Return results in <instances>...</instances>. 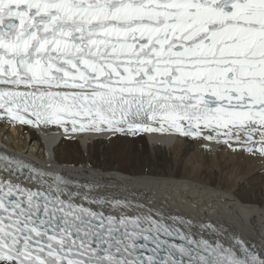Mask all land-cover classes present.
I'll use <instances>...</instances> for the list:
<instances>
[{
  "label": "snow or ice",
  "instance_id": "obj_1",
  "mask_svg": "<svg viewBox=\"0 0 264 264\" xmlns=\"http://www.w3.org/2000/svg\"><path fill=\"white\" fill-rule=\"evenodd\" d=\"M29 130L110 147L49 157ZM148 139L264 161V0H0V264H264Z\"/></svg>",
  "mask_w": 264,
  "mask_h": 264
},
{
  "label": "bare ground",
  "instance_id": "obj_2",
  "mask_svg": "<svg viewBox=\"0 0 264 264\" xmlns=\"http://www.w3.org/2000/svg\"><path fill=\"white\" fill-rule=\"evenodd\" d=\"M9 131L15 135L13 130ZM23 138L25 141H30V150L35 149L37 145H42L43 151L49 157H55L57 155L63 157L65 154L74 153L79 149V146L83 148L79 149L80 151H84L86 145H88L92 146L98 152L103 151L105 147H110L104 143L107 142L106 137L93 136L90 139L76 141L71 137H62L55 131L45 134L37 130H29L24 133ZM156 143H160L163 150L167 153L171 151V145H174L179 151L186 153L188 150L195 148L194 146H198V144L191 141H178L175 144H170L167 141L154 142L148 139L144 142L137 141L135 145L137 151L146 153L154 162H163L162 164L164 166L167 164V169L163 165H160V167L154 168L152 172L154 178L161 181L162 186H171L169 191L174 198L180 200L187 197L201 204H211L212 208L219 212L225 219L233 222L237 229L249 234H264V182H262V178H264V161L249 159L246 156H233L226 150L221 149L210 154L217 162L216 167L219 168V171H216L215 167L214 172L207 174L205 181H203L205 178L200 180L205 182L202 183L192 177L186 179L178 173H173V171L180 172L182 166L177 167L167 157L161 161L158 156V148L152 146V144ZM17 151L19 152V149ZM225 159L229 160L227 161ZM221 160L222 162H220ZM242 160L249 161L248 166L252 168V172L248 173V176H245L244 179L236 180L233 177L235 175H231L234 171L238 170L235 169L237 162L240 161L241 163ZM113 164L119 165L115 162ZM204 169L206 168L204 167ZM207 169L213 168L208 166ZM243 170H246V168ZM190 171L191 174H185L198 178L199 173L204 170L191 166ZM231 172L233 173L230 175Z\"/></svg>",
  "mask_w": 264,
  "mask_h": 264
},
{
  "label": "rangeland",
  "instance_id": "obj_3",
  "mask_svg": "<svg viewBox=\"0 0 264 264\" xmlns=\"http://www.w3.org/2000/svg\"><path fill=\"white\" fill-rule=\"evenodd\" d=\"M105 144H107V142H104ZM108 145V144H107ZM152 146H154V147H156V148H158V152H159V158H160V160L161 161H163L164 159H165V157H167L168 159H171L172 161H173V163L178 167H180V166H182V168H181V170H180V172L179 171H177V172H174L173 171V173H178V174H180L183 178H186V179H189V177H192V178H194V179H196L197 181H199V182H202V181H200V180H202L203 178H205V179H203V181H205L206 179H207V174H210V172H214V169H215V167L217 166V162L215 161V159L210 155V154H208V155H205L202 151H201V149H200V147H199V145L198 146H194L195 148H193V149H191V150H188L186 153H183V152H181V151H179V149H177V148H175L174 147V145H171V151L169 152V153H167V152H165L164 150H163V147H162V145H160V143H156V144H152ZM79 149H83L82 147H78ZM139 152V151H138ZM200 153V154H199ZM225 160H229V159H225ZM115 163H117V164H120V161L119 160H117V161H114ZM113 162V163H114ZM220 162H222V160L220 161ZM245 162V163H244ZM163 162H159V165H163L162 164ZM192 163H193V165H192ZM243 163V164H242ZM240 164V165H239ZM248 164H249V161L247 162V161H244V160H242L241 161V163H240V161L239 162H237V164L235 165V169H238V170H236V171H234V173L233 172H231L230 173V175L231 176H233V175H235V176H233L236 180H242V179H244L245 178V176L247 177L248 176V173H251L252 171V168L251 167H249L248 166ZM167 165V164H166ZM166 165L164 166V168L165 169H167L168 167H166ZM195 165V166H194ZM243 165H244V167L246 168V170H243V169H245L244 167H243ZM191 166H193V167H198L199 169H201V170H204V171H202V172H200L199 173V177L198 178H196V177H194V176H191V175H187V174H185V173H188V174H191V171H190V167ZM210 167V168H213V169H207V167ZM237 166H239V167H237ZM204 167L206 168V169H204ZM251 168V169H250ZM249 170V172H248V170ZM174 170V169H173ZM207 170V171H206ZM210 170V171H209ZM212 170V171H211ZM216 171H219V168L218 167H216V169H215ZM244 172H243V171ZM206 171V172H205ZM238 171V172H237ZM239 171H241L240 172V174H239ZM205 172V173H204ZM209 172V173H208ZM247 174H246V173ZM238 173V174H237ZM246 174V175H245ZM201 175H202V177H201ZM204 175V176H203ZM240 175V176H239ZM239 176V177H238ZM242 176V177H241ZM237 177H238V179H237ZM202 183H205V182H202Z\"/></svg>",
  "mask_w": 264,
  "mask_h": 264
}]
</instances>
